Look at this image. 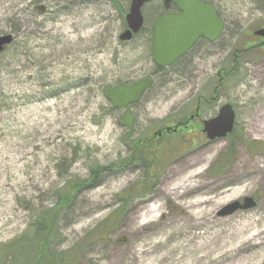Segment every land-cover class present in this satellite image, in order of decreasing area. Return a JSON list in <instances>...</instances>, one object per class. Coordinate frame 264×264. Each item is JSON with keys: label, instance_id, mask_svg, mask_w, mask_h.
Wrapping results in <instances>:
<instances>
[{"label": "rangeland", "instance_id": "obj_1", "mask_svg": "<svg viewBox=\"0 0 264 264\" xmlns=\"http://www.w3.org/2000/svg\"><path fill=\"white\" fill-rule=\"evenodd\" d=\"M218 1L246 31L260 22L252 20L264 0ZM129 2L0 0V35H14L0 53V243L26 230L35 212L55 208L67 191L72 206L59 221L57 245L66 250L118 207L117 194L148 185L101 241L83 248L77 264H180L192 254L203 256L193 264H264V84L239 92L241 138L208 141L200 119L154 136L192 111L187 98L194 84H176L173 76L156 80L132 108L129 134L123 110L112 108L105 91L152 70L145 39L162 0L144 6L145 30L122 43ZM142 137L156 148L154 161L147 153L155 169L149 183L137 166L142 147L134 141ZM220 159L226 166L213 171ZM126 161L132 167L85 188L91 166ZM246 196L255 198V208L216 215Z\"/></svg>", "mask_w": 264, "mask_h": 264}, {"label": "flooded vegetation", "instance_id": "obj_2", "mask_svg": "<svg viewBox=\"0 0 264 264\" xmlns=\"http://www.w3.org/2000/svg\"><path fill=\"white\" fill-rule=\"evenodd\" d=\"M150 1L151 0H148L147 3L142 6L141 14L144 6H147ZM198 1L202 4L209 5L212 8L215 17L221 23L222 29L216 38L211 39L204 34H199L196 37L197 39L194 41V44L191 45L183 55L176 58L172 65L159 66L154 63L152 60V26L163 13H181L178 5L170 2L168 5L169 7L167 8L164 4V0H162V10L159 13L157 8L156 12L153 14L152 19L154 21L150 27L148 39H145L149 44L150 60L153 67L150 73L139 79H152L153 84L151 88L155 86L156 80H161V82L169 81L171 76H173L172 79H175L176 84H178L180 80L194 84V90H190V93L188 94L189 97L187 98L191 104L187 106H190L192 111L187 116L183 115L181 118H186L183 120L178 119L174 125L164 126V128L157 129L156 132L159 136H161L164 131L167 134H176L179 128H186L189 123L199 119V127L202 128L201 133L205 136V133L203 132L204 122L216 118L220 109L223 106L229 105L231 106L234 116L232 125L233 129L226 136L215 138L213 140H229L236 134H238V138H241V135H239L240 133H238L241 124L239 122V120L241 121L239 116V104H237L239 100L238 95H240L239 92L243 91L246 93L247 90H252L253 87H255L253 83L256 81L260 85L264 84V35L257 34L259 30L264 29V4H260L259 7L255 6L260 14L258 15L259 18L252 21L255 22L258 20V22H260L255 24L256 26L254 28L251 26L250 30L246 31V27L242 25L241 22H237V19L231 12L230 8L227 6L226 8L223 7L218 0ZM143 14L142 17L144 18ZM144 25L145 18L143 25L137 34H140L145 30ZM126 28L127 22L125 19L123 30ZM137 34H133L132 39L136 37ZM137 81L124 84L131 85ZM200 81L202 84L198 87V82ZM151 88L146 89L142 96L147 91L151 90ZM227 89H229V92L237 89L235 92L236 95L229 96L226 94ZM137 103H132L130 105L133 120L134 113L132 108ZM242 106L251 107V104L248 105V103L244 102L242 103ZM182 110L184 113L187 112L184 109ZM175 125L178 126L174 131L172 129L175 128ZM166 127H171L172 129L168 131L165 129Z\"/></svg>", "mask_w": 264, "mask_h": 264}, {"label": "water", "instance_id": "obj_3", "mask_svg": "<svg viewBox=\"0 0 264 264\" xmlns=\"http://www.w3.org/2000/svg\"><path fill=\"white\" fill-rule=\"evenodd\" d=\"M147 1L130 0V8L125 15L127 28L120 33L118 37L120 41L130 40L133 34L140 31L139 29L144 21L141 8ZM170 2L178 5L181 13H163L152 26V60L159 66L172 65L176 58L183 55L194 44L199 34L215 39L222 29L221 23L217 20L209 5L202 4L198 0H164L167 8ZM257 34L264 35V29L259 30ZM12 40L13 36L10 34L0 36V52ZM152 84V79H139L131 85L117 84V86L106 90L105 96L110 100L112 106L116 109H125L121 121L128 132H131L134 128L130 104L139 102L143 92L151 88ZM233 121L234 116L231 106H223L216 118L204 122L203 132L209 140L224 137L232 131ZM165 129L170 131L171 127ZM175 129L176 127L173 130L175 131ZM256 206L254 197L246 196L242 200H235L224 205L223 208L217 211L216 215L224 217L236 213L238 210L247 211Z\"/></svg>", "mask_w": 264, "mask_h": 264}, {"label": "trees", "instance_id": "obj_4", "mask_svg": "<svg viewBox=\"0 0 264 264\" xmlns=\"http://www.w3.org/2000/svg\"><path fill=\"white\" fill-rule=\"evenodd\" d=\"M134 143L136 147H142L140 148L142 156L139 157L137 166L142 169L143 176L145 177L144 181H146V178H149V176L154 177L152 174H149V171L153 168L150 164H154V162H151V159L149 160L150 155H147V153L152 154V157H154L152 161H154V150L156 148L153 146L155 144H151L150 139H146L145 137L135 140ZM143 146H149V148H144ZM224 158H228V152L224 154ZM226 164V159H220L212 170L216 172L221 171ZM121 167L130 168L132 165L131 162L126 161L124 165L121 164V166L118 165L117 167H112L111 165L109 167L91 166V179L87 180V183L84 184L85 188L96 186L101 181L103 174L114 172L117 170L116 168ZM154 170L153 168V172H155ZM146 182L149 183V179ZM148 189V185L136 186V189H134L132 184L124 189L121 194H117L115 200H118V207L107 218L101 220L90 232L86 233L79 242L66 250L57 248L61 237L59 235V221L63 217L64 210L72 206V200L67 191H65L66 193L63 197L59 194L57 197L58 203L55 204V208H59L58 212L55 211L54 207L43 208L35 212L34 219L29 223L26 230L22 231L18 236L13 237L9 242L0 243V264H77L83 248L87 247L86 245H90L91 242L101 241L103 236L111 230L113 222L118 221L123 213H125V209L135 201L134 198L144 196L148 192Z\"/></svg>", "mask_w": 264, "mask_h": 264}, {"label": "bare ground", "instance_id": "obj_5", "mask_svg": "<svg viewBox=\"0 0 264 264\" xmlns=\"http://www.w3.org/2000/svg\"><path fill=\"white\" fill-rule=\"evenodd\" d=\"M182 183H183V180L178 184L179 186L180 185H182ZM177 185V186H178ZM189 185H191V184H189ZM191 186H193V185H191ZM184 187H186V185L184 186ZM194 187V186H193ZM192 187V188H193ZM152 210V212H156V210H159L158 209V206H156V207H154L153 209H151ZM194 250H200V247H196V248H194ZM202 257L203 256H195V255H193L192 254V256H191V259H189L188 257H187V260L185 261V262H181L180 264H193V262L194 263H198V262H200L201 261V259H202Z\"/></svg>", "mask_w": 264, "mask_h": 264}]
</instances>
